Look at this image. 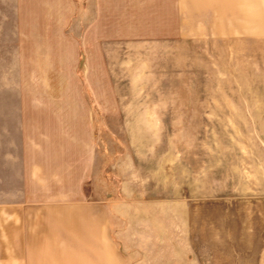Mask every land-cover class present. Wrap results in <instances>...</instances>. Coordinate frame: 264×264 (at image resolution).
Returning <instances> with one entry per match:
<instances>
[{
    "label": "rangeland",
    "instance_id": "rangeland-1",
    "mask_svg": "<svg viewBox=\"0 0 264 264\" xmlns=\"http://www.w3.org/2000/svg\"><path fill=\"white\" fill-rule=\"evenodd\" d=\"M80 102L96 137L81 218L95 204L109 223L95 246L82 220L80 264L137 247L264 264V0H0V188L27 111Z\"/></svg>",
    "mask_w": 264,
    "mask_h": 264
},
{
    "label": "crops",
    "instance_id": "crops-1",
    "mask_svg": "<svg viewBox=\"0 0 264 264\" xmlns=\"http://www.w3.org/2000/svg\"><path fill=\"white\" fill-rule=\"evenodd\" d=\"M67 109L25 114L16 186L0 188V264H51L50 257L63 258L56 264H65L66 257L71 258L68 264H80L85 219L95 231L90 241L97 246L105 239L101 229L109 223L97 214L106 206L94 204L83 219L79 207L96 163L92 111L84 102ZM139 250L113 254L91 248L89 264H177V255L166 260L157 251Z\"/></svg>",
    "mask_w": 264,
    "mask_h": 264
}]
</instances>
